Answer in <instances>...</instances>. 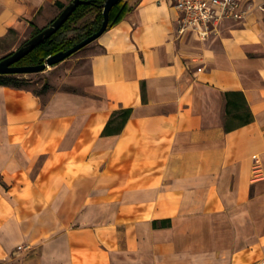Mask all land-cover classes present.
<instances>
[{"label": "crops", "instance_id": "1", "mask_svg": "<svg viewBox=\"0 0 264 264\" xmlns=\"http://www.w3.org/2000/svg\"><path fill=\"white\" fill-rule=\"evenodd\" d=\"M72 1L0 0V40ZM124 1L87 71L0 85V264H264V0L205 41L168 0Z\"/></svg>", "mask_w": 264, "mask_h": 264}, {"label": "trees", "instance_id": "2", "mask_svg": "<svg viewBox=\"0 0 264 264\" xmlns=\"http://www.w3.org/2000/svg\"><path fill=\"white\" fill-rule=\"evenodd\" d=\"M84 3L77 7L68 21L49 39L37 46L30 54L24 57L16 65L18 66H38L46 62V60L61 51H67L75 45L79 44L89 36L99 31L102 26L104 16V4L106 0H85ZM61 10L65 6H60ZM133 10V7L124 0H120L117 5L113 7L110 13V21L108 30L114 28L120 22H122L127 14ZM94 15L92 21H86L88 17ZM54 22V21H53ZM43 29L36 28L34 35L39 34ZM107 30V31H108ZM12 54V53H11ZM25 75H3L0 76V85L13 87L16 89H25L34 92L36 95L41 96L46 93H37L29 88L32 83L31 80L23 78ZM229 96V94H227ZM243 101L245 99L243 98ZM229 105L228 102V110ZM237 110L240 109L238 105L234 106ZM248 111V108H246ZM132 115V109H122L115 112L112 115V119L106 127L105 132H109L111 124L118 121V127L112 129V131H121L124 125L127 123ZM253 117H250L249 121H252Z\"/></svg>", "mask_w": 264, "mask_h": 264}, {"label": "water", "instance_id": "3", "mask_svg": "<svg viewBox=\"0 0 264 264\" xmlns=\"http://www.w3.org/2000/svg\"><path fill=\"white\" fill-rule=\"evenodd\" d=\"M120 0H106L104 4L103 16L104 20L101 28L95 34L89 36L79 44L67 51H61L50 56L46 62L38 66H18L16 65L24 57L30 54L37 46L52 37L71 17L78 6L87 3L85 0H73L61 12V14L48 27L44 28L39 34L33 36L22 47L14 53L0 60V76L3 75H30L47 71L49 68L57 66L68 58L72 57L82 49L88 47L92 43L99 40L108 30L110 13Z\"/></svg>", "mask_w": 264, "mask_h": 264}, {"label": "built area", "instance_id": "4", "mask_svg": "<svg viewBox=\"0 0 264 264\" xmlns=\"http://www.w3.org/2000/svg\"><path fill=\"white\" fill-rule=\"evenodd\" d=\"M178 13L179 39L192 36L205 41L219 35L229 21L241 22L246 18L242 0H168Z\"/></svg>", "mask_w": 264, "mask_h": 264}, {"label": "rangeland", "instance_id": "5", "mask_svg": "<svg viewBox=\"0 0 264 264\" xmlns=\"http://www.w3.org/2000/svg\"><path fill=\"white\" fill-rule=\"evenodd\" d=\"M25 42L18 43L14 39V36H10L8 39L0 40V60L7 57L11 53L17 51ZM92 47H86L82 49L72 57L68 58L66 61L62 62L61 64L49 68L45 72L37 73V74H30L25 75L23 78H27L32 81L29 85V88L37 93H44L45 89H50L54 87L56 84H60L61 81L64 79V69L68 68L71 69L68 75L73 76L75 73L80 71H87V68H82L81 65V57L85 56L86 54L90 53ZM61 66V67H58ZM60 68V69H56ZM67 76V75H66ZM68 80V78H67ZM43 95V94H42Z\"/></svg>", "mask_w": 264, "mask_h": 264}]
</instances>
